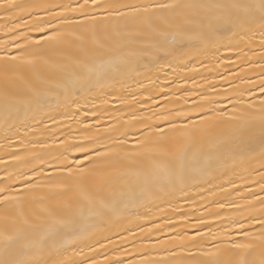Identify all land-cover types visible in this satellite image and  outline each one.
I'll return each mask as SVG.
<instances>
[{
	"label": "snow or ice",
	"instance_id": "snow-or-ice-1",
	"mask_svg": "<svg viewBox=\"0 0 264 264\" xmlns=\"http://www.w3.org/2000/svg\"><path fill=\"white\" fill-rule=\"evenodd\" d=\"M0 264H264V0H0Z\"/></svg>",
	"mask_w": 264,
	"mask_h": 264
}]
</instances>
